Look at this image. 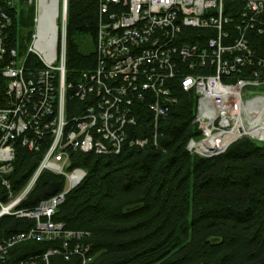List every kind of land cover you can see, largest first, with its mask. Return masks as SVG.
I'll return each mask as SVG.
<instances>
[{
  "label": "built area",
  "instance_id": "built-area-1",
  "mask_svg": "<svg viewBox=\"0 0 264 264\" xmlns=\"http://www.w3.org/2000/svg\"><path fill=\"white\" fill-rule=\"evenodd\" d=\"M26 1L35 10L31 44L18 40L10 45L20 0H0L5 96L0 106V218L35 222L0 235V264H48V256L56 253L65 259L76 254L79 264H88L91 245L80 240L89 232L66 229L51 218L86 174L82 167L69 168L71 151L118 154L127 146H143L148 138L129 135L137 123V102L150 112L156 140L161 119L176 102L172 84L178 80L183 90L195 93L194 122L202 132L197 141L189 138L186 149L206 156L223 152L233 141L222 142L247 102L242 93L264 87V0H98L93 65L76 83L65 79L68 0ZM47 10L49 45L40 30ZM28 55L40 64L28 65ZM256 97L264 96L251 100ZM17 140L40 153V159L14 191L10 175ZM43 171L64 175L65 188L34 209L19 207ZM46 239H60V246L10 260L16 244Z\"/></svg>",
  "mask_w": 264,
  "mask_h": 264
},
{
  "label": "trees",
  "instance_id": "trees-1",
  "mask_svg": "<svg viewBox=\"0 0 264 264\" xmlns=\"http://www.w3.org/2000/svg\"><path fill=\"white\" fill-rule=\"evenodd\" d=\"M99 1L68 0L66 28L67 82L76 83L93 65ZM31 12V10H29ZM14 17V14H13ZM17 18L9 44L18 41ZM87 36L83 49L77 38ZM28 65L40 62L28 55ZM176 96L159 123L156 144L151 138V114L137 102V123L131 137H148L143 147H125L118 154L70 153V169L86 174L68 191L52 215L66 228L91 233L92 264H264V144L243 137L222 153L203 157L186 149L200 137L193 123L196 97L178 80ZM5 102L0 84V106ZM40 153L15 143L11 187L17 191L38 164ZM64 177L43 171L20 207L34 209L62 191ZM34 224L29 218L3 216L0 234ZM54 242L28 240L10 251L12 261L41 253ZM48 264H79V257H49Z\"/></svg>",
  "mask_w": 264,
  "mask_h": 264
},
{
  "label": "rangeland",
  "instance_id": "rangeland-1",
  "mask_svg": "<svg viewBox=\"0 0 264 264\" xmlns=\"http://www.w3.org/2000/svg\"><path fill=\"white\" fill-rule=\"evenodd\" d=\"M29 10H31V12H29ZM14 17H16L17 19V23H18V30H19V33H18V39L20 40V42L22 41V43H24V42H26V41H28V44H31V39H29L28 40V36H31L32 35V33L34 32V28H35V26H34V17H35V10H34V6L33 5H31V6H28V4H27V1L26 0H20V2H19V4H17V8L14 10ZM13 17V18H14ZM77 41H79V43H80V46L83 48V49H88V47H90V44H89V39H88V37L87 36H79V38H77ZM65 63H66V59H65ZM65 68H66V66H65ZM65 74H66V72H65ZM194 94V96H195V93H193ZM242 99H243V101L245 102V101H249V100H251L252 99V97L253 96H264V87H260V88H255V89H248L247 90V92H246V90L242 93ZM194 118H195V112H194ZM194 118H193V123L195 124V126L197 127V125H196V123L194 122ZM198 129V128H197ZM198 130H200V129H198ZM159 135H160V133L158 134V136H157V138L159 137ZM202 137V132L200 131V137H198V138H193V139H195L196 141L198 140V139H200ZM243 137H246V138H248V139H250L252 142H254V143H256V144H264V140L263 139H260V138H258L257 136H252V135H249V134H243L241 137H238L237 139H240V138H243ZM146 138H148V137H146ZM151 138H152V141H153V143L154 144H156V141H157V138H156V140H154V138L152 137V134H151ZM236 139V140H237ZM189 140V139H188ZM236 140H234V141H236ZM148 141V140H147ZM233 141V142H234ZM232 142V143H233ZM147 143V142H146ZM145 143V144H146ZM144 144V145H145ZM187 144V143H186ZM143 145V146H144ZM143 146H140V147H143ZM229 146V145H228ZM127 147H130V146H127ZM132 147V146H131ZM139 147V146H138ZM123 150V149H122ZM121 150V151H122ZM79 151H81V150H79ZM188 151V150H187ZM82 152V151H81ZM190 154H193V155H198V156H203V157H209V156H206V155H202V154H199V153H193V152H190V151H188ZM85 153V152H84ZM222 153V152H221ZM94 154H96V153H94ZM103 155H105V154H103ZM217 155V154H216ZM211 156H214V155H211ZM39 162V161H38ZM35 169V168H34ZM71 169H73V168H71ZM85 170V169H84ZM33 172V171H32ZM86 172V171H85ZM62 175V174H61ZM63 177H64V175H62ZM65 182H66V180H65V177H64V186H63V189L65 188ZM20 207V206H19ZM1 219V218H0ZM29 219H31V218H29ZM32 220H34V219H32ZM34 222H35V220H34ZM66 228V227H65ZM66 229H69V230H81L82 231V229H70V228H66ZM87 231V230H86ZM87 232H89V231H87ZM1 235V234H0ZM90 238H91V233L89 232L88 234H85L84 236H83V238L80 240V242L81 243H84V244H90L91 245V250H89V254H92V256H91V261L88 263V264H92L95 260H96V258H97V256H98V253H94V252H92V243H91V240H90ZM71 240H73V239H71ZM28 241V240H27ZM35 241H37V240H35ZM61 240L60 239H46V240H43V241H38V242H43V243H46V242H54L56 245L54 246V247H57V246H60V242ZM22 242H24V241H22ZM21 243V242H20ZM54 247H52V248H54ZM48 249H51V248H48ZM47 249V250H48ZM46 250V251H47ZM46 251H44V252H46ZM44 252H41V253H44ZM52 255H60V253H56V254H50L49 256H48V258H47V262H48V260H49V257L50 256H52ZM72 256H76V254H71L70 256H69V259H65V260H70V258L72 257ZM10 260H11V257H10ZM38 264H45V262L44 261H39V263Z\"/></svg>",
  "mask_w": 264,
  "mask_h": 264
},
{
  "label": "bare ground",
  "instance_id": "bare-ground-1",
  "mask_svg": "<svg viewBox=\"0 0 264 264\" xmlns=\"http://www.w3.org/2000/svg\"><path fill=\"white\" fill-rule=\"evenodd\" d=\"M49 10L46 11L42 19L41 32L45 37L46 45L50 42L46 40V37L52 30V23L48 21ZM247 133L252 136H257L264 140V97H256L253 100H249L246 103H242L239 109V117L234 124V127L226 135V139L222 144H226L229 141H234L242 134ZM207 143L211 141L207 140ZM202 144V143H199Z\"/></svg>",
  "mask_w": 264,
  "mask_h": 264
}]
</instances>
